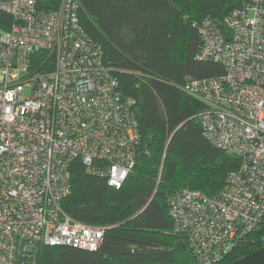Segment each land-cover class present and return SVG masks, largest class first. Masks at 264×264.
<instances>
[{"label":"built area","instance_id":"1","mask_svg":"<svg viewBox=\"0 0 264 264\" xmlns=\"http://www.w3.org/2000/svg\"><path fill=\"white\" fill-rule=\"evenodd\" d=\"M80 9L81 0H0L12 17L0 32V264H39L45 246L97 250L105 227L62 207L71 164L80 158L116 188L136 164V101L119 89ZM195 25L197 59L224 72L188 78L183 89L204 105L207 139L240 164L216 196L182 189L169 208L197 261L212 264L264 216V0Z\"/></svg>","mask_w":264,"mask_h":264},{"label":"trees","instance_id":"2","mask_svg":"<svg viewBox=\"0 0 264 264\" xmlns=\"http://www.w3.org/2000/svg\"><path fill=\"white\" fill-rule=\"evenodd\" d=\"M243 1L81 0L83 27L101 45L121 92L136 101L137 159L120 188L88 172L80 158L72 162L62 207L76 220L105 227L103 243L94 251L45 246L39 264H201L186 235L175 230L169 197L182 189L216 196L240 161L207 139L199 118L204 105L183 85L224 72L215 61L197 59L195 22L221 20ZM10 23L0 10L1 31ZM45 55L36 54L34 62ZM263 245L264 216L212 264H229Z\"/></svg>","mask_w":264,"mask_h":264},{"label":"crops","instance_id":"3","mask_svg":"<svg viewBox=\"0 0 264 264\" xmlns=\"http://www.w3.org/2000/svg\"><path fill=\"white\" fill-rule=\"evenodd\" d=\"M229 264H264V245Z\"/></svg>","mask_w":264,"mask_h":264},{"label":"rangeland","instance_id":"4","mask_svg":"<svg viewBox=\"0 0 264 264\" xmlns=\"http://www.w3.org/2000/svg\"><path fill=\"white\" fill-rule=\"evenodd\" d=\"M0 32H1V29H0ZM25 96L26 97L30 96V88L29 87H27L25 90Z\"/></svg>","mask_w":264,"mask_h":264},{"label":"water","instance_id":"5","mask_svg":"<svg viewBox=\"0 0 264 264\" xmlns=\"http://www.w3.org/2000/svg\"><path fill=\"white\" fill-rule=\"evenodd\" d=\"M143 209H144V208H143ZM143 209H142V210H143ZM142 210H141V211H142Z\"/></svg>","mask_w":264,"mask_h":264}]
</instances>
